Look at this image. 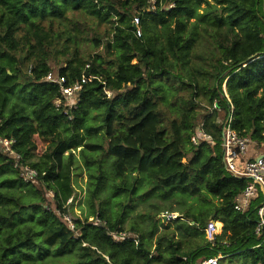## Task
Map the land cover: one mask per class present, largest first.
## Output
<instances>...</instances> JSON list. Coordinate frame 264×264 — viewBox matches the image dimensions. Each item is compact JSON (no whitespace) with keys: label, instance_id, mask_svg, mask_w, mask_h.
Listing matches in <instances>:
<instances>
[{"label":"trees","instance_id":"trees-1","mask_svg":"<svg viewBox=\"0 0 264 264\" xmlns=\"http://www.w3.org/2000/svg\"><path fill=\"white\" fill-rule=\"evenodd\" d=\"M155 5L151 10L150 0H0V132L14 139L21 161L39 172L26 181L13 157L0 153V264H56L62 256L68 264H200L220 253L229 261L242 257L264 264V240L255 231L263 191L244 210L235 209L249 179L227 170L221 145L232 112L231 127L264 146V0H155ZM68 11L111 24L95 39L101 52L89 58L80 53L78 27L55 31ZM207 44L218 51L210 67L191 65L195 48ZM60 51L66 59L56 73L67 85L82 74L91 76L67 114L60 85L44 80ZM174 68L190 97L175 108L177 116H169L162 102ZM201 99L212 110L199 119ZM200 123L215 144L193 143ZM36 136L47 148L33 160ZM99 136L105 142L94 139ZM78 149L94 180L93 201L111 183L115 194H136L142 175L148 195L160 200L218 198L210 220L223 222L222 233L210 241L205 234L210 220L187 213L164 223L153 242L157 227L148 235L127 228L123 214L112 221L96 203L93 218H77L72 228L65 215ZM102 157L110 160L111 173ZM130 171L137 175L127 183ZM46 191L54 194V208L44 206ZM113 231L133 233L138 243L134 237L116 240Z\"/></svg>","mask_w":264,"mask_h":264},{"label":"rangeland","instance_id":"rangeland-1","mask_svg":"<svg viewBox=\"0 0 264 264\" xmlns=\"http://www.w3.org/2000/svg\"><path fill=\"white\" fill-rule=\"evenodd\" d=\"M205 6V5H203ZM133 13H136L133 11ZM67 17L63 20L62 24H55V31L57 30H69L72 27H78L77 32V46L79 47L80 53L85 57L89 58L96 52L102 51V46L96 47L95 39L98 35L105 36L110 30L111 24L109 23H101L95 18H93L89 14H85L83 12H74L68 11ZM174 23L171 25V28H174ZM71 32H73L71 30ZM105 40V37L103 38ZM217 50L212 48L209 44L206 46H197L195 51L192 52V64L200 66L201 68H209V62L211 55H217ZM170 61H173L172 55H170ZM66 57L63 54V51H60L57 54V57H53L51 59V65L53 71L56 73L60 65H62L65 61ZM176 69H173L172 76L169 80L165 82L164 92L165 99L162 102V107L165 108L168 112L169 116H177L175 114V108L183 104V100L190 97V92L188 91V86L183 84L179 77L176 76ZM197 77L201 80L203 79V75L196 73ZM183 77L187 79V72L183 71ZM223 86L226 88L225 83ZM113 94H111L112 96ZM211 108H208L205 99H201L198 106H196V111L198 112V117H201L211 111ZM224 115V111L220 110V117L222 119ZM99 141L105 142L102 136L99 138H94ZM36 142V149L34 150L33 160L39 157L47 148V142L42 141L37 136L34 137ZM252 141V140H251ZM253 142V141H252ZM253 143L249 145V151L246 157H251L257 155L261 152L262 148L256 149L255 152L249 153L251 148H253ZM76 162L75 169L73 174V195L69 202V208L67 212V216L74 221L77 218L85 219L89 216V219L93 217L91 214L93 213L92 204L96 203L98 207L103 208L107 211L110 219L114 221L118 215L123 214V225L127 228L132 226L141 228V231L148 235L149 232L153 231L157 227V231L153 237V242L155 241L158 233L164 230V225L170 223L172 220L164 221L162 218V213L164 211H173L179 213L177 218L184 219L183 216L187 213L196 214L199 216L207 217L208 220L212 217L210 211L216 206L219 205V199L213 196H190V195H179L174 196L168 200H160L155 196L148 195V184L146 179L140 175L138 179H136V186L138 191L136 194L128 195L124 191L118 192L115 194L112 191V183L108 185V191H101L97 196L98 199L93 201L92 198V189H93V181L89 176L88 167L85 165V161L81 158L80 150L75 151ZM104 161V168L111 171L110 160L107 158H101ZM186 161V159H184ZM96 172V171H95ZM137 172L130 171L126 176V182L131 183L135 182V178ZM120 180V179H119ZM37 182V181H36ZM39 187H42L39 182H37ZM43 188V187H42ZM46 201L44 206L46 208H54V194L52 191H46ZM156 215L155 220H153L152 215ZM176 218V219H177ZM174 220V219H173ZM221 223V229L218 231V234H221L223 231V222L221 220H216ZM194 223V221H191ZM74 223V222H73ZM165 223V224H164ZM75 224V223H74ZM173 226L174 223H172ZM219 230V229H218ZM199 238H205L203 234L199 235ZM148 243L151 242L150 236L146 239ZM153 249H155V245L153 244ZM70 261L67 256H62L56 264H68ZM222 264H250L246 259L242 257L233 258V260L229 261V258H223Z\"/></svg>","mask_w":264,"mask_h":264},{"label":"built area","instance_id":"built-area-1","mask_svg":"<svg viewBox=\"0 0 264 264\" xmlns=\"http://www.w3.org/2000/svg\"><path fill=\"white\" fill-rule=\"evenodd\" d=\"M150 9L155 10V0H150ZM139 17H134V24L136 25V33L141 36L142 31L139 27ZM44 80L54 82L60 85L62 97L65 99V113L69 112V109L77 107V102L79 101V95L83 89V86L91 80V76L82 74L81 78L72 84L67 85V79L65 76L59 75L55 72H49ZM60 101L56 104L58 105ZM233 113H229L228 118L224 121V126L222 130V148L224 152L225 166L228 171L238 177H246L249 179L246 187L242 192L236 196V210H244L250 203V200L256 196L258 190L261 189L264 195V146L259 145L256 141L252 142L251 139L242 135L240 132L236 131L231 127ZM193 143L198 144L201 141H206L208 144H215L212 136L205 132L202 128V123H200L197 131L191 137ZM14 139L4 137L0 132V153L3 155H11L14 159V165L19 169L20 175L26 181L36 180L39 172L37 169L32 167L29 163L21 161V155L13 149ZM253 143V147L258 149L262 148L261 152L257 155H252L251 157H246L249 151V145ZM250 153V152H249ZM70 202V199L68 203ZM258 221L256 225V234L259 238L264 240V200L259 204L257 209ZM179 213L173 211H164L162 213V218L164 221H169L176 219ZM65 218L70 222L72 228L75 227L73 221L65 215ZM114 239H124L126 237H135L133 233L130 232H116L110 233ZM206 237L210 241H214L217 231V221L210 220L205 228ZM136 243L138 240L136 239ZM224 256L220 253L217 256L210 257L201 261L200 264H217L219 259Z\"/></svg>","mask_w":264,"mask_h":264},{"label":"crops","instance_id":"crops-1","mask_svg":"<svg viewBox=\"0 0 264 264\" xmlns=\"http://www.w3.org/2000/svg\"><path fill=\"white\" fill-rule=\"evenodd\" d=\"M255 151H256V148H254V147L251 148V150H250V154L253 153V152H255ZM252 155H254V153H253ZM252 155H251V156H252ZM218 223L220 224V226H218V227H221V223H220V222H218ZM218 223H217V224H218ZM218 229H219V228H218Z\"/></svg>","mask_w":264,"mask_h":264},{"label":"bare ground","instance_id":"bare-ground-1","mask_svg":"<svg viewBox=\"0 0 264 264\" xmlns=\"http://www.w3.org/2000/svg\"><path fill=\"white\" fill-rule=\"evenodd\" d=\"M217 223H218V221H217ZM218 226H220L219 223L217 224V231H220L221 227H218ZM218 228H219V230H218Z\"/></svg>","mask_w":264,"mask_h":264},{"label":"water","instance_id":"water-1","mask_svg":"<svg viewBox=\"0 0 264 264\" xmlns=\"http://www.w3.org/2000/svg\"><path fill=\"white\" fill-rule=\"evenodd\" d=\"M226 85V84H225Z\"/></svg>","mask_w":264,"mask_h":264}]
</instances>
